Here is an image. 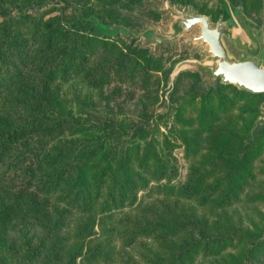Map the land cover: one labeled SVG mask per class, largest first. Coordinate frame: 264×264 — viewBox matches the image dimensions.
<instances>
[{"label": "trees", "instance_id": "obj_1", "mask_svg": "<svg viewBox=\"0 0 264 264\" xmlns=\"http://www.w3.org/2000/svg\"><path fill=\"white\" fill-rule=\"evenodd\" d=\"M43 1L0 0V264H264V212L207 223L264 175V122L250 133L264 93L205 89L181 72L155 123L147 103L136 119L76 113L58 90L72 77L146 90L169 67L134 40L102 34L93 18L120 21L115 0L67 14L37 10ZM241 1L247 14L260 5ZM197 7L212 19L223 11ZM181 77L192 82L177 91ZM246 201L264 202V181ZM194 208L205 209L197 229Z\"/></svg>", "mask_w": 264, "mask_h": 264}, {"label": "water", "instance_id": "obj_2", "mask_svg": "<svg viewBox=\"0 0 264 264\" xmlns=\"http://www.w3.org/2000/svg\"><path fill=\"white\" fill-rule=\"evenodd\" d=\"M221 3L224 13L215 19L191 3L172 0H140L131 9L117 7L120 16L138 21L134 25L93 19L106 37H119L126 43L139 39L137 47L146 49L147 55L185 52L171 63L166 78L170 86L179 73L192 72L198 75L196 84L205 89L221 83L264 93V0L256 17L245 13L241 1ZM147 10L156 12L158 18L145 15ZM263 122L264 97L250 133Z\"/></svg>", "mask_w": 264, "mask_h": 264}, {"label": "rangeland", "instance_id": "obj_3", "mask_svg": "<svg viewBox=\"0 0 264 264\" xmlns=\"http://www.w3.org/2000/svg\"><path fill=\"white\" fill-rule=\"evenodd\" d=\"M100 1L101 0H44L42 4L37 5L36 7H37V10H40V11L43 10L48 14L62 13V12L64 14L65 13L67 14L70 12H74L73 10L76 9L77 7L85 8L87 5H90V6H93L94 8H97L99 7ZM115 1H116L115 5L118 4L117 6H114L116 9V13L118 17L121 18V20L124 22V24L134 25L138 23L137 20L132 19L129 16H120L119 12L117 11V7L131 9V5L135 3H139L140 0L136 1L135 3H131L128 6L122 5L125 0H115ZM232 1L234 3H237L238 1H241V0H232ZM193 2L188 1V3H191L195 8H198L197 6L199 5H203L205 9H208L209 7H215L216 5L217 6L222 5L220 0H193ZM182 3H186V2H182ZM259 3H260V0H259ZM24 9H27L28 11H30L31 7H25ZM150 11L152 10L145 11L144 12L145 15H147L150 18H158V14L156 12L152 11L157 14V17H153L149 14ZM256 11L248 15H250L251 17H256ZM16 12H17L16 7H11L8 3H6V15L12 16V15H15ZM219 13H224V12L221 11ZM76 16L80 17L81 12L77 13ZM87 16L88 18L93 17L91 14ZM94 18H97V17H94ZM121 20L114 21V22H121ZM108 38H111V37H108ZM111 39L122 40L119 37L111 38ZM132 40H134V43L136 44L139 41V39H131L130 41ZM122 41L126 43L124 40ZM166 53L167 51H164V52H161L159 55L162 54L161 60L163 62V65L169 68L171 66V63L175 59L185 56V52H174L172 54H169V57L166 58ZM86 65L88 69L91 67H94L95 63L93 61V58L88 57L86 59ZM81 76L82 75H80L79 78L72 77L68 80L67 83L58 85L59 92L66 96V99L69 102V107H71L74 112L92 113V114L98 113V114H103L106 116H113V117L115 116L123 117L124 116L127 118L136 119L138 114L140 113L142 105L144 103H147V104H150V106L147 108L148 109L147 113H149L150 109H152L151 111L154 114V118H156L152 120L153 123H155V120L156 121L158 120L157 116H155L156 113L166 112L168 105H169L168 94L173 88L174 81L177 78L176 77L174 79L173 85L170 86L166 81L167 75L165 77L164 72L161 71L157 73V77L153 79L149 88H147L146 90H141L133 86L129 81L125 83H118V82L112 81L100 88H90L86 84V82L83 81V78ZM191 82L192 80L189 77H181L179 85L177 87V91H180L182 87L189 86ZM153 95L157 96L156 101H153V98H152ZM159 126H160V130L163 131L164 127H162L161 123H159ZM204 137H205V134H202L201 139L203 140ZM174 153L179 159L180 176H182L185 171L188 161L182 158L180 154V147H177L174 150ZM260 158L256 160V163H258L259 160L261 161L264 160V151L261 154ZM263 181H264L263 174L256 176V178H254L252 181H250L247 184V186L244 189V193L241 195L240 200L238 202H236L235 204L229 207H225L223 209H217V210L210 212L207 215V218H208L207 223L211 224L212 222L213 224L215 220H219V217H222V216L229 217L233 221H239L241 224H247L251 220H256L257 211L264 212V202H253V203L247 202L246 195L247 193H250L252 191L260 190L263 186ZM184 206L189 208L188 204L186 203L184 204ZM194 210L197 216L195 215L196 222L195 224H193V227L197 229L198 226L202 224L200 223V221H202L201 218L203 217V212L205 211V209L204 208H194ZM158 212H161V209ZM78 222L79 221L77 220V218L73 219V224L78 223ZM71 228L72 226L69 227V229ZM55 247L56 245L52 244L50 246V249L53 251L55 250ZM197 262H200V261H197Z\"/></svg>", "mask_w": 264, "mask_h": 264}, {"label": "flooded vegetation", "instance_id": "obj_4", "mask_svg": "<svg viewBox=\"0 0 264 264\" xmlns=\"http://www.w3.org/2000/svg\"><path fill=\"white\" fill-rule=\"evenodd\" d=\"M260 6V5H259Z\"/></svg>", "mask_w": 264, "mask_h": 264}]
</instances>
